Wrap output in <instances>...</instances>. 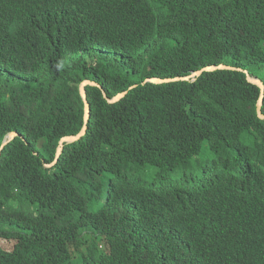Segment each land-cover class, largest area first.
Here are the masks:
<instances>
[{"label":"trees","instance_id":"16d2710c","mask_svg":"<svg viewBox=\"0 0 264 264\" xmlns=\"http://www.w3.org/2000/svg\"><path fill=\"white\" fill-rule=\"evenodd\" d=\"M62 1L60 7L69 9L73 24L81 25L86 14L82 31L52 26L49 36L47 27L37 23L47 10L32 17L18 0H0V62L10 65L9 57L30 42L25 36L30 32L51 49L52 44L60 45L48 59L54 66L68 60L69 49L79 51V42H69L84 34L111 45L120 60L145 80L189 76L214 65L231 68L205 73L196 84L147 86L142 94L131 92L116 105L98 96L90 102L87 136L67 146L49 171L43 161L54 163L60 139L80 132L84 105L77 95L69 125L49 132L42 147L25 133L30 146L17 139L1 151L9 132L24 134L19 116L23 97L6 81L9 75L2 64L0 227L7 224L18 191L21 201L42 205L41 218L15 212L21 248L29 249L46 232L36 246L41 260L30 264H204L205 251L226 259L212 264H264V141L253 142L264 131V122L256 114L260 90L249 84L244 72L264 81V0H150L141 26L154 41L151 45L136 44L119 27L120 22L132 27L135 19L94 27L103 11L119 14L132 0ZM102 2L105 8L96 13ZM173 4H180L175 15ZM98 63L101 68L104 62ZM70 68L79 74L72 64ZM97 74L95 70L89 76ZM68 78L48 87L38 106L52 122L59 116L58 92L71 85ZM128 89L122 85L109 97ZM52 122L44 126L62 124ZM203 147L219 160L201 167ZM227 149L235 157V163L228 162L236 167L240 163L241 175L220 166ZM254 153L257 164L249 162ZM146 167L156 168L162 179L130 180V173ZM23 260V253L0 250V264Z\"/></svg>","mask_w":264,"mask_h":264},{"label":"clouds","instance_id":"9594fccd","mask_svg":"<svg viewBox=\"0 0 264 264\" xmlns=\"http://www.w3.org/2000/svg\"><path fill=\"white\" fill-rule=\"evenodd\" d=\"M95 2H98L99 0H93ZM150 0H132V4L124 9L122 12L117 14L116 11H103L102 16L99 17L96 21H94V27H100L104 23H115L116 19H130L134 20L136 15L143 16L145 9L148 5ZM64 2L62 0H18V4L24 6V10L27 12L29 16L34 17L37 13H45V10L48 8H51L54 13H56V16L59 18H62V16H67V12L69 9H63L60 7L61 4ZM143 5V6H142ZM106 6L105 2L98 3L96 8V13L101 12ZM133 7L135 9H133ZM178 7H180V4H173L171 9L173 14L175 15L178 12ZM113 12V13H112ZM95 13V14H96ZM70 19V23L73 24V20ZM86 14H84V20L83 23L86 21ZM46 20L45 17H43L42 22H37L38 27L39 26H46L47 29L51 31V22L54 19L47 18L46 22L43 23ZM119 27L126 31V34H128V38L132 41H134L138 45H151L153 44V40L150 38L145 39L143 38L140 30H136L135 28L123 25L121 22L119 23ZM58 31V28H57ZM66 32H69V30L66 28ZM26 38L30 39V42L27 44V46L21 50H19L16 54L11 55L9 57V61L11 62L10 65L3 64L0 62V68H2V64L4 65V69L7 72L9 76H7L6 81L9 85H15L16 89H19L21 92L22 98V104L19 106V116L22 118V126L20 127V131L24 132L21 133L19 131H12L9 132V136L4 140L1 151L8 145H10L12 142H14L17 139H20L25 145L30 146V141L28 135L25 133L32 135L33 137H36V139L33 140V142H37L39 146H43L46 142V137L48 136V133L51 131L60 132L63 128L69 125L71 119L73 118L74 112H73V106H74V100L77 97V95L80 97L83 105H84V122L83 127L81 128L80 132L75 135H66L63 136L60 139V142L64 138H68L70 142L64 145V150L62 153V156L64 154L65 148L67 146L74 145L76 143L81 142L88 133L89 130V124L91 121L92 116V108L90 102H94L98 96L102 95L104 100L109 105H116L119 104L121 101H123L131 92L136 91L137 93H141L144 90L143 88L147 86H157L153 84H146V81L150 78H161V77H149L143 79L138 74L132 72L128 68V64L126 62H122L120 60L118 52L109 44L103 42L99 43V41L96 40H90L85 37L83 34L79 40L71 39L69 43H76L79 42V51H75L72 49H69V58L67 61L64 62V64L61 65H49L48 59L51 58V55H53L57 50H59V44H51L53 45V48L51 49L49 44L46 42H42L41 40H38L37 38H32L30 32L25 33ZM64 36L62 33L59 35V38L64 40ZM79 53L80 55H78ZM229 51H227V54ZM91 54H94L93 56ZM98 56H102L101 58H98ZM34 61V66L37 68L36 70L31 66V61ZM99 60H102L104 63V68H100ZM233 62V61H230ZM73 65L75 68L79 69V75L77 78V75L75 74L74 70L70 68V65ZM217 66V65H214ZM97 67V68H96ZM212 67V66H208ZM205 67L202 70H206ZM218 67H227L225 65L218 66ZM231 68V67H227ZM226 68V69H227ZM100 69V70H98ZM104 69V70H103ZM226 69H220L218 68L216 71L219 70H226ZM99 71V74L95 75V82L90 78L89 73L92 71ZM199 70V71H202ZM211 71V72H216ZM198 72H192L189 76H184L183 78L186 80V82H193V84H196V82L201 79H195L193 78V75ZM247 75V80L249 78L257 81H262L264 84V81L258 77H253L251 74H249L248 71H244ZM205 73H209L205 71ZM203 73V74H205ZM17 76H21L22 79H17ZM64 77H69V80L71 81V85L64 89L61 92H58L56 96V106L58 111V117L56 121L52 122L49 120L48 116L39 110L38 106L41 103H44L45 97L47 96L46 91L49 90L48 87H52L54 85L55 81L61 82ZM178 78V77H175ZM175 78H161V79H175ZM2 80V76L0 77ZM249 84H251L250 81H248ZM4 84V81L2 80V84H0V87ZM173 84H177V82H173ZM126 86L128 87V91L118 93L113 98L109 97V94L113 93L118 87L120 86ZM172 85V84H169ZM255 87H257L254 84H251ZM111 87V89L109 88ZM168 86V85H163ZM162 87V86H157ZM258 88V87H257ZM259 89V88H258ZM260 90V89H259ZM128 94L125 98H121L117 103L110 104L109 101L114 102L118 99L119 95L121 94ZM261 90H260V96L257 99L256 103V114L258 116V104L261 99ZM18 96L15 97L17 99ZM86 106L89 108L88 112L86 111ZM264 108V102L262 106V115ZM57 121H61V125L56 124L55 127H46L44 126V123L46 122H52L57 123ZM264 122V120H261ZM258 141H264V131L260 130L257 134L256 138L253 142ZM59 142V144H60ZM250 142V141H249ZM252 142V143H253ZM246 144V142H245ZM59 148V145H58ZM58 148L56 153V159L54 163H47L43 161L46 170L52 171L53 168H55L58 165V162L60 159L57 160L58 157ZM0 151V158L2 156ZM241 153V157L243 158V154ZM255 154V153H254ZM36 156L39 158L41 157V154L37 153ZM223 160V159H222ZM251 164H257V156L255 154V158L252 161H249ZM228 160H224L223 164L220 166H224L229 168L230 171H238L239 175L242 174L240 172L241 164L238 163V166L236 167L234 164H230ZM221 175H225L224 172H222ZM252 176V175H251ZM224 181L228 184L230 182L227 180V178H224ZM252 179L253 176H252ZM231 185V184H230ZM28 191V190H27ZM16 199L13 200V204L15 207H13V211L10 210L9 216L5 219L6 225L0 227V241L4 242H11L13 243V247L11 250H7L3 247H0V250L5 251L11 255L15 253H23L24 254V260L23 264H30V261L33 259L41 260L38 257L36 246L43 243V240L46 236V232L42 234L41 240L35 241L31 244L29 249H23L20 247L21 241L16 236V224L19 223L16 219L15 212L24 213L28 212L31 214L34 213V216L32 218H41V209L42 205L35 200V203H33V208L31 204H27L25 200L21 201L19 192H15ZM33 219V220H34ZM31 220V219H30ZM203 260L204 264H212V262H218L222 263L226 259H222L218 257L215 253L207 252L205 251L203 253Z\"/></svg>","mask_w":264,"mask_h":264},{"label":"rangeland","instance_id":"374dc122","mask_svg":"<svg viewBox=\"0 0 264 264\" xmlns=\"http://www.w3.org/2000/svg\"><path fill=\"white\" fill-rule=\"evenodd\" d=\"M50 17H54V16H52L51 14L45 16V18H50ZM53 22H54V26H57L55 20ZM46 32L48 33L49 36H51V31L49 29H47ZM103 66H106V65H103ZM0 84H2L1 79H0ZM245 142L248 145L251 144L247 140H245ZM202 149L204 152H203L202 156L199 157V163L202 165L201 167H206L208 165L214 164L215 162H217L219 160V155L217 156V155L211 154L210 152L206 151L205 147H203ZM221 156L224 160H229V161H232L233 163H235V157H234L232 150H230V149L225 150ZM129 175L131 177L130 180L132 182H136V183H143V182L158 183V181H160V179H162L161 177L157 176L158 170H156V168H154V167L138 168V170H134V172L130 173ZM167 177L168 176H166L165 178H167ZM0 247H3L7 250H11L13 247V243L0 241Z\"/></svg>","mask_w":264,"mask_h":264},{"label":"water","instance_id":"95a60500","mask_svg":"<svg viewBox=\"0 0 264 264\" xmlns=\"http://www.w3.org/2000/svg\"><path fill=\"white\" fill-rule=\"evenodd\" d=\"M218 68L220 69H226L227 67H218V66H212V67H208L206 68V70H202V71H198L193 75V78L195 79H199L203 73H205V71L207 72H211V71H216ZM183 80H186V78L184 79L183 77H178L175 79H161V78H150L146 81V84H153V85H157V86H163V85H169V84H173V82H181ZM248 81L251 82V84L256 85L260 90H261V99L260 102L258 104V115L259 118L261 120H264V116L262 115V106H263V102H264V84L262 81H257V80H253L251 78L248 79ZM126 93L121 94V96L118 97V99L114 102H110V104H115L117 103L121 98H125L126 97ZM89 108L86 106V111L88 112ZM68 142H70V140L68 138H64L60 144H59V148H58V157L57 160L61 158L63 150H64V145L67 144Z\"/></svg>","mask_w":264,"mask_h":264},{"label":"bare ground","instance_id":"6f19581e","mask_svg":"<svg viewBox=\"0 0 264 264\" xmlns=\"http://www.w3.org/2000/svg\"><path fill=\"white\" fill-rule=\"evenodd\" d=\"M119 5V4H118ZM47 15H52V16H54V17H50L49 19H54L55 20V22H56V25H57V27L58 26H62V25H65L66 26V28L69 30V31H71V30H74V31H82V26H83V24L85 23H82L81 25H75V24H72V23H70V19L69 18H71V17H67V16H62V18H59L58 16H56V13H54L53 11H52V9L51 8H48L47 9ZM16 16H18V15H16ZM141 16H139V15H136V17H135V23H134V25L132 26V28H135L136 30H140V32H141V34H142V36H143V38H145V39H148V38H150V36H149V34H146V33H144V31H143V29H142V26H141ZM46 20H47V18H46ZM45 20V21H46ZM53 20V21H54ZM44 21V22H45ZM51 22V26H54V22ZM42 22V21H41ZM43 22V23H44ZM22 24V23H21ZM112 27H113V24H112ZM38 31V30H37ZM153 34H156L157 35V32H155V33H153ZM122 61V60H121ZM32 63L33 62H31L30 64L32 65ZM107 66V65H106ZM101 68H104L103 67V63H102V67ZM104 70V69H103ZM78 73L80 72L79 70H76ZM79 75V74H78ZM78 75H77V78H78ZM94 82H95V76L94 77H90ZM69 79V78H68ZM109 88L111 89V87L109 86ZM120 96V95H119ZM85 123H87L86 121H85Z\"/></svg>","mask_w":264,"mask_h":264}]
</instances>
